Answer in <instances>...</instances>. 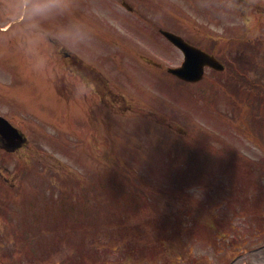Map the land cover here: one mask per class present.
Masks as SVG:
<instances>
[{
	"label": "rangeland",
	"instance_id": "obj_1",
	"mask_svg": "<svg viewBox=\"0 0 264 264\" xmlns=\"http://www.w3.org/2000/svg\"><path fill=\"white\" fill-rule=\"evenodd\" d=\"M92 1L91 10L97 7L99 19L107 17L110 29L98 26L94 12L88 11ZM104 1L0 0V26H5L0 27V114L39 141L30 145L33 152L29 161H25L26 149L15 156L5 153V158L0 157V164L8 168L3 173L11 176L13 184L10 192L3 178L0 180V201L4 202L0 207V264H92L91 260L93 264H168L171 259V264H264V174L258 173L264 172V155L237 130L239 127H230L231 116L224 119L218 112L208 111L218 121L214 130L220 132L217 136L222 141L231 140L241 154L262 166L258 172L244 173L245 163H233L220 156L208 172L204 161H194L200 158L184 161V154L173 155L169 139L191 129L187 119L200 123L199 110H204L201 94L190 92V88H184L187 93L183 94L159 86L163 89L159 103L163 105L156 98L151 100L157 92L134 91L142 104L141 115L133 120L118 117L108 130L109 143L97 139L90 144V131L73 135L67 111L54 96L43 94L40 82L44 77L37 75L41 71L33 66L31 70L22 67L21 36H15L17 23L11 25V16L16 18L19 13L27 23L36 21L76 41L97 43L86 48L90 52H105L110 46L108 51L114 57L119 55L122 63L130 57L128 39L122 41L124 48L118 54V46L111 44L110 30L121 41L126 30L138 31L139 23L132 19L154 23L153 29L169 25L185 38L212 43L210 48L226 67L220 72L206 70L205 76L231 88L235 71L251 72L252 60L255 69L251 75L257 71L264 76V11L259 6L264 0H251V4L240 0H126L134 5L133 14L118 10L122 0H111L108 5L109 0ZM44 3L55 7L45 13L33 11ZM256 19L260 25L254 44L262 49L252 56L242 50L238 56L232 36H242L240 41L252 39ZM77 25H82L84 31H76ZM237 26L238 30L233 31ZM204 31L210 33L208 38ZM143 33L149 37L150 32ZM103 35L105 40L99 37ZM149 38L157 49L144 50L145 55L150 58L148 50H155L165 67L180 64L181 52L159 35ZM40 57L48 60L44 52ZM120 61L112 63L118 65ZM110 74L119 82L112 70ZM223 89L220 106L231 111L235 105L226 104H236L238 98ZM259 127L264 129L263 125ZM260 132L264 134V130ZM56 135L62 136L66 144L44 138ZM74 138L79 139L78 145H74ZM157 139L160 150L151 143ZM184 142L185 149L200 152L201 140L185 138ZM77 146L92 152L91 167L103 171L87 172L83 164L89 160L83 152L78 155L72 150ZM45 162L63 172H41ZM19 164L24 167L22 172ZM28 164L40 172L30 171ZM55 194L56 200L64 199L61 204L51 200ZM45 204L48 206L43 209ZM166 223H177L181 228L173 231ZM173 232L182 235L171 237L166 247L164 236Z\"/></svg>",
	"mask_w": 264,
	"mask_h": 264
},
{
	"label": "flooded vegetation",
	"instance_id": "obj_2",
	"mask_svg": "<svg viewBox=\"0 0 264 264\" xmlns=\"http://www.w3.org/2000/svg\"><path fill=\"white\" fill-rule=\"evenodd\" d=\"M65 54H68L67 52H65ZM68 63L70 68L72 70L78 69L83 71V73L81 74V76H77V79L73 81V85H76V81L78 83V87L75 88L77 91H81L84 90V94L88 95V94H95L96 90L100 91V95L103 97V99H106L107 97H109L108 94H110V89L107 87L106 84L102 85L101 79L96 77V74H94V72L92 71L91 68H81L80 66H78L79 64V60H77L74 56H70L68 57ZM72 86L70 87V83L68 82L67 87H65V90H69L72 88ZM75 87V86H74ZM74 90V89H73ZM75 91V90H74Z\"/></svg>",
	"mask_w": 264,
	"mask_h": 264
},
{
	"label": "water",
	"instance_id": "obj_3",
	"mask_svg": "<svg viewBox=\"0 0 264 264\" xmlns=\"http://www.w3.org/2000/svg\"><path fill=\"white\" fill-rule=\"evenodd\" d=\"M165 33L167 34L169 39L177 43L181 47V49L184 50L186 54V59H188L187 67L171 70V71H174L175 73L177 72V74H179L180 76L188 79H198V77L201 74L200 68L202 67L203 63L209 62L216 65L213 59H210L208 55L204 53L201 54L197 51L192 50V48L188 46L185 42H183L179 37L174 36L171 33H167V32ZM5 127L7 129L6 132L11 130L9 126L5 125ZM3 130H5V128H3ZM9 133H11V131Z\"/></svg>",
	"mask_w": 264,
	"mask_h": 264
},
{
	"label": "clouds",
	"instance_id": "obj_4",
	"mask_svg": "<svg viewBox=\"0 0 264 264\" xmlns=\"http://www.w3.org/2000/svg\"><path fill=\"white\" fill-rule=\"evenodd\" d=\"M55 7L54 4L52 3H44V4H38L34 7L33 11L36 12V13H45L47 12L48 10H50L51 8ZM75 30L78 31V32H83L84 29H83V26L82 25H77V26H74ZM71 30V29H70Z\"/></svg>",
	"mask_w": 264,
	"mask_h": 264
}]
</instances>
